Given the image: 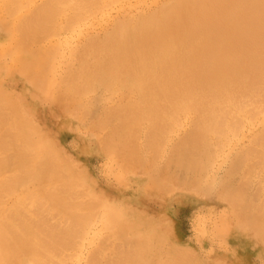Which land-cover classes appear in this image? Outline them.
<instances>
[{
	"label": "bare ground",
	"instance_id": "6f19581e",
	"mask_svg": "<svg viewBox=\"0 0 264 264\" xmlns=\"http://www.w3.org/2000/svg\"><path fill=\"white\" fill-rule=\"evenodd\" d=\"M263 113L264 0H0V264H203L105 200L64 129L155 191L227 202L263 244Z\"/></svg>",
	"mask_w": 264,
	"mask_h": 264
},
{
	"label": "rangeland",
	"instance_id": "374dc122",
	"mask_svg": "<svg viewBox=\"0 0 264 264\" xmlns=\"http://www.w3.org/2000/svg\"><path fill=\"white\" fill-rule=\"evenodd\" d=\"M111 12H112V14L116 13V11L114 12L113 9L111 10ZM64 122H66V121H64ZM64 122H62V123H64ZM62 123H60L61 126L63 125ZM52 125H53L52 127L54 128V124H52ZM70 132H71V130L69 131V130H65V129L59 131L58 132L59 133V135H58L59 142L64 147L73 151L78 162L80 161L79 163L84 168H87V170L90 171V173L91 172L94 173V176L96 177V179L100 183L101 188L105 191V192H103V194L106 195L105 200H108V202L111 203V205H114V207L117 205H120L119 207L122 208L124 214L129 215L131 210H132V209L130 210L131 207H133L132 211H134V209L136 210L135 206H137L138 210L143 209L144 212L146 211V213H148V215L151 213L150 215L152 216V214H153L154 217L153 216L152 217L158 220L160 226L163 225V226H166L167 229L169 228V230H170L169 236L172 238V240L173 239H174V241L176 240L175 237H173V236L177 234L178 238L181 241V244L180 243L179 244L184 246V247L188 246L189 248L187 247V249H190V250L192 248V251L194 250L196 252V254L198 256L197 257L198 260L200 259L199 261L202 262L203 264H205V263L211 264L212 262H213L212 264H222V263L223 264H233L230 259L234 260V256H237V255L244 256V258H245V262H243L241 264H264V252H263L264 251V243L262 244L259 240H255V238L253 239L254 234L252 231H250V228L248 229V228H244V227L240 226L241 221H240L238 214L234 213L235 210H233V208H231V206L227 202L220 201V199H218L216 196H214V197H216L215 199L213 196H211L209 198L206 197V199H205V198H202L201 195H199L193 191L190 192V191L181 190V189L180 190L177 189V190H175V192H172L169 195L165 194L164 192H162L159 189H157L159 191H157V190L155 191L156 188H154L152 183L148 182V178H147V180H146V178H144L145 179L144 180L142 178V176H140L139 174L134 176L129 171L120 168V164L116 163V161L114 162L113 160H110V159L106 158L105 156H103L102 152H100V150H99L100 147L95 146L97 144H96V142L95 143L93 142L94 140L88 141L90 144L87 142L88 146L82 152L80 150V148L77 147L79 145V142L77 141L76 138H79L81 136L83 137L85 135L84 132L78 131V133H80L79 135L76 132H72V133H70ZM73 133H76V135ZM91 143H92V145H91ZM93 144H95V145H93ZM91 146H92V148H91ZM97 147H99V148H97ZM91 150H92V152H91ZM115 163L118 165L115 166ZM118 170L123 171V173H121ZM124 170H125V172H124ZM110 172L113 174H111ZM118 172H119V174H118ZM124 173H125V175H124ZM120 176L121 177L123 176V177L121 178ZM143 180H144V183H143ZM147 184H149V185L146 186ZM104 186L106 187L105 189H104ZM152 186H153V188H152ZM116 187L118 188V190ZM151 189H154L155 193L154 192L152 193L153 190L150 191ZM141 190L142 191L144 190V192H142ZM131 192H134V193H131ZM149 192H150V194H149ZM156 192H158L160 194V196L157 195ZM162 193H164V194H162ZM112 194H114V196L119 195L118 196L119 198L117 196L116 197L118 199H116V197L113 198ZM130 194H131V196H130ZM138 194H140V195H138ZM136 195L140 196V198H137ZM141 195H143V197ZM152 195L154 197H152ZM167 195L170 197V199H169V197H168V199L166 198ZM154 199H155V201H154ZM157 199H158V202H156ZM163 199H165L163 201L164 203L161 201ZM199 200H202V201H199ZM128 204H130L129 205L130 208H128ZM134 204H135V206H134ZM145 204H147V205H145ZM148 205H149V207H148ZM146 209H148V210H146ZM231 209L233 210V212H231L232 211ZM156 210H157V212H156ZM158 210H160L159 212L161 215L159 214ZM225 210H226V212H225ZM126 211H128V212H126ZM161 211L163 212V214L161 213ZM228 211H229V213H228ZM220 213L222 216L227 213L226 214L227 217L224 216L223 217L224 220H222L224 223L226 220V224H227V222H228L227 219H228L229 222L227 225L224 223H223V225L221 224L222 216H220ZM203 215H204V217H203ZM236 216L239 220L236 218ZM230 218H232V219H230ZM208 219H210V220H208ZM164 221H166V222H164ZM230 221H231V223H230ZM216 225H218L217 228H216ZM224 225H226V227H225L226 229L223 227ZM228 225L232 229L227 227ZM175 227H176V230H175ZM233 228L237 233L233 230ZM237 228H239V229H237ZM198 229H200V230H198ZM201 230L204 231L205 233H203ZM239 230H242V232H240ZM246 230L249 233H246L245 232ZM244 232L246 234H244ZM250 232H252V235ZM197 233L200 234V236ZM240 235H241V237H240ZM235 236H236V238H234ZM250 236H252V237H250ZM181 237H182V239H181ZM197 237H198V239H197ZM248 239H250V240H248ZM200 242H201V245H200ZM238 242H240V243H238ZM258 248L259 249L261 248L260 249L261 251ZM258 250H259V252H258ZM261 252H262V254H261ZM223 253L224 254L227 253V254L223 255ZM218 254H221V255H218ZM240 261H241V259H238L236 262L238 264H240Z\"/></svg>",
	"mask_w": 264,
	"mask_h": 264
}]
</instances>
